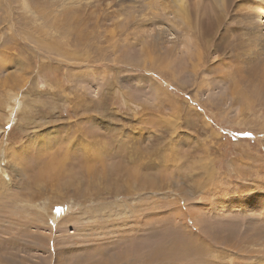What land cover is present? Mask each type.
Returning a JSON list of instances; mask_svg holds the SVG:
<instances>
[{"label": "rangeland", "instance_id": "obj_1", "mask_svg": "<svg viewBox=\"0 0 264 264\" xmlns=\"http://www.w3.org/2000/svg\"><path fill=\"white\" fill-rule=\"evenodd\" d=\"M225 1L0 0V264H264V27Z\"/></svg>", "mask_w": 264, "mask_h": 264}, {"label": "bare ground", "instance_id": "obj_2", "mask_svg": "<svg viewBox=\"0 0 264 264\" xmlns=\"http://www.w3.org/2000/svg\"><path fill=\"white\" fill-rule=\"evenodd\" d=\"M36 1V0H35ZM124 1H126V2H129V1H133V0H124ZM224 1V3L226 4V1L225 0H223ZM9 4V3H8ZM177 4V3H176ZM184 4V3H183ZM10 5V4H9ZM228 5V4H227ZM223 6V5H222ZM236 6H237V8H236ZM223 7H226V6H223ZM235 8H236V10H238V9H240V10H242V9H244L245 11H244V13H243V15H238L237 16V21H243V19L245 18L246 20H247V22L248 23H253L255 26H256V28L257 29H259L260 27H261V29L264 27L263 26V22H264V0H253L252 1V3L251 4H249V5H244V6H242V5H240V4H236L235 5ZM235 10V11H236ZM45 13V11H40V13ZM181 16H183L182 14H180ZM235 17V16H234ZM261 18V19H260ZM234 19V18H233ZM236 21V20H235ZM12 24V23H11ZM253 32H254V30H253ZM36 40V39H35ZM55 45V44H54ZM253 49V47H248L246 50H252ZM238 61V60H237ZM251 67H257V65L255 66H251ZM258 67H264V61H262V62H258ZM261 74H263L264 75V72L263 73H261ZM258 79H260V78H258ZM264 79V77L263 78H261V80L259 81V83L261 84V82H262V85L264 84L263 83V80ZM263 87V86H262ZM146 178V176L145 177H143L142 179H141V177L140 176H135V179H140V180H147V182H148V180L149 179H145ZM139 181V180H138ZM137 181V182H138ZM142 182V181H141ZM144 183V182H143ZM142 183V184H143ZM149 183V185L150 184H153V183H151V182H148ZM144 184H146V183H144ZM143 184V185H144ZM140 186V185H139ZM145 186V185H144Z\"/></svg>", "mask_w": 264, "mask_h": 264}, {"label": "snow or ice", "instance_id": "obj_3", "mask_svg": "<svg viewBox=\"0 0 264 264\" xmlns=\"http://www.w3.org/2000/svg\"><path fill=\"white\" fill-rule=\"evenodd\" d=\"M57 211H59V209Z\"/></svg>", "mask_w": 264, "mask_h": 264}]
</instances>
